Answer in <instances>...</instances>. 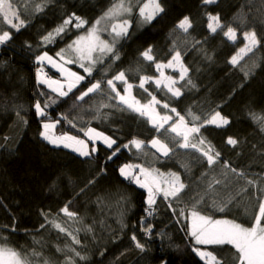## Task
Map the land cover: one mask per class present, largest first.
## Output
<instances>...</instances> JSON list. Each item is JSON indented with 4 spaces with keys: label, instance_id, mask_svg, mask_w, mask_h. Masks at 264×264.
I'll return each instance as SVG.
<instances>
[{
    "label": "trees",
    "instance_id": "1",
    "mask_svg": "<svg viewBox=\"0 0 264 264\" xmlns=\"http://www.w3.org/2000/svg\"><path fill=\"white\" fill-rule=\"evenodd\" d=\"M10 1L24 25L16 31L0 17V34L4 30L12 34L11 40L0 45V246L15 250L32 264H40L44 258L51 264H205L193 247L213 252L223 258V264H237V254L230 245H195L188 217L195 205L212 219L251 226L257 211L259 188L264 187V125L260 122L264 118V0H216L213 4L160 0L164 12L142 26L131 18L127 34L115 39L112 54L95 52L91 75L76 63L77 54L70 53L68 45L85 35L119 0ZM147 2H132L135 15ZM36 5L43 10L37 11ZM73 14L87 23L76 28L73 21L50 42L44 41ZM208 14L219 15L225 30L228 26L235 28L236 41L228 40L220 30L212 34L207 27ZM185 16L192 23L187 33L177 27ZM113 23H105L104 29L115 35L111 32ZM253 29L262 38L261 44L236 65L231 64V58L244 47L243 33ZM148 48L154 61L141 55ZM61 50L73 61L64 66L85 77L65 97L37 78V70L42 69L41 78L62 80L60 72L49 67L47 61L48 65L42 62L41 66L37 62L38 56L47 53L63 64L57 56ZM175 51L181 53L188 69L177 87L181 95L174 97L152 83L140 88V77L157 78L155 64H166ZM121 71L133 84L132 96L142 105L153 96L160 101L154 105L155 111L171 116L170 125L179 116L189 127L209 120L215 112L226 117L228 125L206 123L198 134L221 153L218 163L210 168L200 152L177 146L179 141L165 131L169 125L157 131L146 115L129 110L113 98L115 93L106 81ZM97 80L102 81L101 90L77 99ZM115 83L123 95L124 84ZM37 102L42 108L48 105L43 117L36 114ZM164 104L169 107L164 108ZM172 108L176 109L174 113ZM193 116L200 120L193 121ZM46 122L55 124L56 135L77 137L90 147L93 143L85 135L89 128L116 144L110 149L97 144L95 153L81 158L51 146L41 137ZM228 137L237 139V146L228 145ZM154 138L172 149L167 157L151 147ZM133 139L144 142L140 151L132 149ZM126 144L129 146L124 147ZM225 163L230 167H224ZM126 164L152 171L161 187H166L170 173H176L186 188L178 199L165 200L158 195L149 215L147 190L120 175L119 169ZM232 168L243 176L233 173ZM215 180L220 183L209 190V183ZM247 180L256 184L249 186ZM244 187L247 192L241 191ZM225 203V211L217 210ZM65 206L76 215H65L61 211ZM54 223L66 231L60 232ZM145 228H151V232ZM132 235L145 245L144 251L135 247ZM73 236L79 244L73 242ZM33 251L41 255L33 256Z\"/></svg>",
    "mask_w": 264,
    "mask_h": 264
},
{
    "label": "snow or ice",
    "instance_id": "2",
    "mask_svg": "<svg viewBox=\"0 0 264 264\" xmlns=\"http://www.w3.org/2000/svg\"><path fill=\"white\" fill-rule=\"evenodd\" d=\"M216 0H203L204 4H213ZM37 11H42L43 8L41 5H36ZM133 10L132 0H119L118 3L113 4L111 8H109L104 15L96 21V25H99L102 20H111L115 17H118L124 13L131 14ZM164 12V8L162 7L160 0H148L147 3H144L139 8V15L143 18L145 22H151L157 15ZM0 17L3 18L4 22H6L11 29H15L19 31L20 28L24 25V20L20 19L18 13L14 10L13 4L9 2V0H0ZM18 21V23L13 22V20ZM75 21V27L80 28L84 26L87 22L79 16H75L73 14L68 19L63 21V24L57 27L54 32L49 33L44 37V41L50 42L55 35H59L64 32L66 26L72 24ZM130 26V22L128 19H124L122 22L111 24L112 33H114L113 42H115L116 37H121L127 34L128 27ZM179 29H181L184 33H187L188 30L192 27V23L189 17L185 16L177 25ZM208 29L212 34L217 33L218 30L222 31L223 35L230 41L235 42L237 39V30L231 26H228L225 30V26L221 23L219 15L208 14ZM12 39V34L8 30L2 31L0 34V45L7 43ZM243 39L247 42L243 48L240 49V53L252 52L254 48L261 44V39L257 36L256 31L249 30L243 33ZM69 49L74 50L79 53V59L81 61L88 60L90 64L95 63L96 61L92 57V53L97 51L100 52H113V45H110L107 41L101 39L98 34L97 27L93 26L88 30L87 36H80L77 40L73 41L72 44L68 45ZM64 50H61L60 53H57L60 60L63 61V64L58 63L53 57L49 56L47 53H44L37 57V62L42 63L47 61L52 67L56 68L61 74L65 76V80L67 83V90L65 91V85L57 80L51 79H43L41 78L42 69L37 71L38 82L42 84H46L53 92L57 93L61 97H65L69 92L73 90L81 81L85 79L83 75H79L76 72L71 71L64 65L68 63H72L73 61L70 59H66L64 56ZM143 58L147 61H154V56L152 55V49L148 48L142 54ZM239 55V53H238ZM116 59H119V56L116 55ZM238 62V56H233L230 60V63L236 65ZM80 67L84 68V71L91 75L93 69L91 66H85L83 63L80 64ZM156 69L159 71L163 68H173L177 67L180 70V79L183 80L188 72V69L182 63L181 53L179 51H175L174 55H172L171 59L166 63H156ZM161 79H156L155 83L159 87L162 83L167 88V90L174 97H179L181 95V90L179 88L174 87L176 84V80L172 77L165 76L163 71L160 72ZM152 78L149 76H141L139 87L144 88L145 84L151 80ZM122 82L124 84L122 95L121 92L117 89L115 82ZM102 81L97 80L95 83H91L90 87H87L86 91H82V94L77 97L79 100H83L85 96H88L90 93L97 92L101 90ZM107 85L111 89L113 93H115V97L118 98L120 104L125 105L128 109H131L134 112L139 113L140 115H145L149 111L155 112L154 105L159 104L160 101L156 99V97H152L151 101L148 104H141L139 100L135 99L132 96V88L133 84L128 82L126 74L124 71L117 73L111 79L106 81ZM191 83V81H189ZM147 91V89H145ZM151 95V93H149ZM52 103H56L55 100ZM48 105L45 104L44 108L41 107V104L37 102L35 104L36 114L40 117L45 116V108ZM164 108H168V104L163 105ZM172 112H175L176 109L172 108ZM17 115L20 116V113L17 112ZM158 115V114H157ZM179 115V114H177ZM23 120V117H21ZM171 120L170 116H162L157 120L155 117L152 118V124L159 131L161 128H164V124L168 123ZM200 120L199 116H193V121ZM162 121V122H160ZM25 124H27V120H23ZM261 124L264 125V118L261 119ZM214 124L216 127H224L230 123V121L221 115L220 112H215L211 118L207 121L196 125L193 123L191 127L185 122V118L183 116H179V121L174 122L169 125L168 129L165 131H171L176 133L177 136L182 137V141L177 142V146L180 148L188 149L193 148L196 151L200 152L203 157H205L207 161V165L211 168L215 164L218 163L221 153L216 151L214 146L211 145L210 142H207L203 137H199L200 129L204 127L205 124ZM55 127L54 124L51 123H43V130L40 132L41 137L46 140L48 143L55 145L57 147L63 145L65 148H72L73 151L78 152L81 156H89L90 153L88 151V145L81 139H78L74 136L62 135V136H54L52 134V129ZM261 131H264V126L261 127ZM85 135L89 138V140L95 141L97 139L102 140L108 148H112L116 141L110 139L108 136H104L99 132H96L94 129L89 128ZM5 140H8L9 137H5ZM226 143L233 147L237 146L239 143L237 139L233 137H228ZM130 144L134 146L137 150H140L143 147L144 142L139 139H133L130 141ZM200 145H206V147L201 148ZM129 145H124V147H128ZM151 147L155 148L157 152H160L163 156H168L172 149L166 144L163 143L160 139L154 138L151 141ZM116 149L113 151L112 155L116 154ZM95 151V148L92 149ZM111 159V156L109 157ZM134 167L131 164H126L119 169L120 175L125 179H130L135 182L140 188L147 190V205L149 215H151V210L153 206L156 204V198L158 195H162L165 200L178 199L180 198V194L186 188L185 183L181 181V177L176 173H170L171 177L168 181H165L166 187H161L160 181L153 176L152 171H149L145 168H140L139 175H134L132 169ZM224 167H230L227 163L224 164ZM155 171V170H153ZM231 171L233 173H237L235 168H232ZM207 173H205L206 175ZM163 175V174H160ZM238 176H243V173H237ZM141 176H143V180H141ZM93 181H89L92 183ZM220 180H215L212 183H209L208 189L212 190L214 184H219ZM247 184L249 186H254L256 184L253 180H247ZM242 192H247V187L242 188ZM260 196L257 197L259 200V204L257 207V211L253 217V222L251 226H245L241 223H237L232 220H219L212 219L210 216L202 215L198 210H196L195 205L189 213L190 219V229L189 234L194 239L195 245H216V246H224L230 245L237 254L235 259L237 264H264V187L259 188ZM200 201H197L199 203ZM231 203V200L228 201ZM215 205V200L213 201ZM171 207V204H169ZM227 208V203L222 206H218L219 211L223 212ZM61 211L64 212L68 217H74L76 214L74 212L69 211L68 207L65 206ZM183 210H181V215H183ZM54 227L58 229L60 232H65L66 230L58 223H54ZM14 230V229H13ZM146 232H151V228H145ZM73 242L79 244L80 241L73 236ZM131 240L135 243V247L144 251L145 245L142 244L136 235H132ZM60 251V249H57ZM74 251V250H73ZM192 251L196 253L197 256L200 257L201 260L205 262V264H223V258H218L217 255H214L213 252L203 251L198 247H193ZM33 256H40V253L33 251ZM76 256H80L79 252L75 253ZM81 259H85V257H80ZM0 264H32L31 261L28 260L27 257H21L20 253L15 250L7 247H0ZM40 264H51V262L44 258L40 261ZM68 264H72L71 261Z\"/></svg>",
    "mask_w": 264,
    "mask_h": 264
},
{
    "label": "rangeland",
    "instance_id": "3",
    "mask_svg": "<svg viewBox=\"0 0 264 264\" xmlns=\"http://www.w3.org/2000/svg\"><path fill=\"white\" fill-rule=\"evenodd\" d=\"M138 0H132V2L135 4V2H137ZM9 2L11 3V1L9 0ZM13 8H14V6H13ZM14 10L18 13V15H19V12H18V10L16 9V8H14ZM137 14V13H136ZM135 13H134V10H132V12H131V14H128V13H124V14H122V15H120V16H118V17H115V18H113V19H111V20H102L103 21V23H102V21H101V23L99 24V25H96L98 28V34L100 35V37H101V39H103V40H105V41H107L110 45H113V52L115 51V48H116V46H115V43L113 42V38H114V35L113 34H111V33H109L106 29H104L105 27H106V24L105 23H107V24H109V23H111V22H114V23H119V22H122L124 19H128V20H130L131 18L132 19H136V21H137V25L138 26H142V25H145V24H147V23H149V22H145L144 20H143V18L142 17H140V15L139 14H137V15H135ZM132 16V17H131ZM13 22H15V23H18V21H16L15 19L13 20ZM6 23V22H5ZM7 24V23H6ZM8 25V24H7ZM9 26V25H8ZM93 26H95V25H93ZM93 26H91V27H93ZM10 27V26H9ZM90 27V28H91ZM90 28H88V30L90 29ZM109 28V27H108ZM15 30V29H14ZM88 30H87V32H86V34L85 35H82V36H87L88 35ZM111 32H112V29H111ZM118 37H116L115 39H117ZM78 39V38H77ZM77 39H75V40H77ZM74 40V41H75ZM73 43V42H72ZM71 43V44H72ZM247 42L245 41V44H246ZM244 44V45H245ZM254 50V49H253ZM68 51L70 52V53H72L73 55H75V54H77V57H76V63L78 62V63H83V64H85V65H87V66H90V65H95V63H92V64H90L89 63V61L88 60H83V61H81L80 59H79V53H77V52H75L74 50H72V49H68ZM95 52H100L98 49H97V51H95ZM95 52H93L92 53V57H93V55L95 54ZM112 52V53H113ZM102 53H106V55L107 54H112V53H108V52H102ZM239 53V55L237 54V56H238V61H240L242 58H244L246 55H248L250 52H247V53H240V51L238 52ZM77 63V64H78ZM39 65L41 66L42 64L41 63H39ZM79 65V64H78ZM42 68V67H41ZM69 69V68H68ZM39 70V69H38ZM37 70V71H38ZM72 71V70H71ZM161 71H163V73H164V75L165 76H168V77H172L174 80H176V84L174 85V87H178V84L180 83V81H181V79H180V70H179V68L177 67L176 69H173V68H163V69H161V70H157V78H155V79H151V80H149L147 83H152V84H154L156 87H158L157 85H156V83H155V80L156 79H161V76H160V72ZM60 75H61V78H62V80L60 81L61 83H63L64 85H65V91L67 90V83H66V80H65V76L63 75V74H61V72L59 73ZM187 74H188V72H187ZM187 74H186V76H187ZM42 75V74H41ZM185 76V77H186ZM42 77V76H41ZM185 79V78H184ZM52 80H55V79H52ZM146 83V84H147ZM145 84V85H146ZM158 88H163V89H165L166 91H168L167 90V88L164 86V83H162ZM74 89V88H73ZM169 92V91H168ZM170 93V92H169ZM90 94H92V93H90ZM171 94V93H170ZM154 107V106H153ZM154 109H155V107H154ZM129 110H131V109H129ZM172 112V111H171ZM174 113V112H173ZM158 113H156V111L153 113V112H151V111H149L147 114H145L149 119H150V122H151V124H152V118L153 117H155L157 120H159V117H162V116H165V115H167V114H164V115H161V114H158ZM167 116H169V115H167ZM171 117V116H170ZM171 121H172V118H171V120H169L168 121V123H166L167 125H170V123H171ZM179 121V118H177V120L176 121H173L172 122V124L174 123V122H178ZM160 122H162V121H160ZM46 123H51V124H54L53 122H46ZM166 124H164V125H166ZM55 125V124H54ZM153 125V124H152ZM210 125H213V126H215L214 124H210ZM55 128V127H54ZM169 128V127H168ZM92 129V128H91ZM163 128H161L159 131H161ZM95 130V129H94ZM96 132H98L97 130H95ZM170 133L171 135H172V137H173V139L174 140H176V141H182V137H180V136H177L176 135V133H174V132H171V131H167V133ZM100 133V132H99ZM102 134V133H101ZM103 135V134H102ZM89 139V138H88ZM93 144V146H89L88 148H90L91 150L93 149V148H95V151L93 152V153H95L96 152V150H97V147H96V145L97 144H101V142L102 141H100V139H99V141H97V140H95V141H92V140H90ZM85 142V141H84ZM86 144H87V142H85ZM52 146H54V147H57V146H55V145H52ZM131 147H132V149L133 150H136V151H140V150H137L134 146H132L131 145ZM70 149H72V148H70ZM181 149H183V150H185V151H187V150H192L193 148H188V149H184V148H181ZM75 152V151H74ZM75 154V153H74ZM90 156V155H89ZM83 157H88V156H82L81 158H83ZM135 169L137 170V172H140V168L139 167H135ZM143 177V176H142ZM144 178V177H143ZM187 223V222H186ZM188 226H189V229H190V219H189V222H188ZM193 239V238H192ZM194 240V239H193ZM198 246H200V245H198ZM202 246H205V245H202ZM207 246H209V245H207ZM0 247H2V246H0Z\"/></svg>",
    "mask_w": 264,
    "mask_h": 264
},
{
    "label": "crops",
    "instance_id": "4",
    "mask_svg": "<svg viewBox=\"0 0 264 264\" xmlns=\"http://www.w3.org/2000/svg\"><path fill=\"white\" fill-rule=\"evenodd\" d=\"M94 25H95V27H97V26H96V23H95ZM45 63H46V62H45ZM46 64H47V63H46ZM47 65H48V64H47ZM48 66L51 67V68H53L51 64L48 65ZM52 134H53L54 136H59V135H56L54 128L52 129ZM45 141H46V140H45ZM97 141H99V139H97ZM100 141H102V140H100ZM49 144H50V143H49ZM50 145L52 146V144H50ZM87 145H88V144H87ZM101 145H103L104 147L108 148L107 145H106L103 141L101 142ZM53 147H54V146H53ZM88 147H89V145H88ZM59 148L67 149V150H69V151L75 153L77 156L82 157L78 152H74V151H73L72 149H70V148H65V147H63V145L59 146ZM108 149H110V148H108ZM88 151H89V153H90V155H91L92 150H91L90 148H88ZM83 158H84V157H83ZM132 171H133V174H134V175H139V172H136L137 170L135 169V167L132 169ZM122 177H123V176H122ZM123 178H124V177H123ZM140 178H141V180H143V177H142V176H141Z\"/></svg>",
    "mask_w": 264,
    "mask_h": 264
},
{
    "label": "bare ground",
    "instance_id": "5",
    "mask_svg": "<svg viewBox=\"0 0 264 264\" xmlns=\"http://www.w3.org/2000/svg\"><path fill=\"white\" fill-rule=\"evenodd\" d=\"M93 152H91V154H92ZM91 156V155H90ZM90 156H88V157H90ZM137 172V171H136ZM130 180V179H129ZM131 182H133L132 180H130ZM133 183H135V182H133ZM136 184V183H135Z\"/></svg>",
    "mask_w": 264,
    "mask_h": 264
}]
</instances>
